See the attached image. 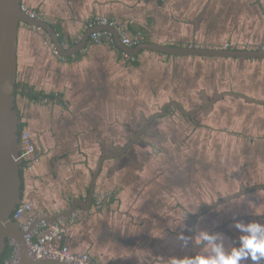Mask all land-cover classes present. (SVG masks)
Here are the masks:
<instances>
[{"label":"crops","instance_id":"crops-1","mask_svg":"<svg viewBox=\"0 0 264 264\" xmlns=\"http://www.w3.org/2000/svg\"><path fill=\"white\" fill-rule=\"evenodd\" d=\"M22 4L54 28L66 49L80 44L91 30L87 24L99 17L115 20L128 34L142 32L145 42L160 45L264 44V0ZM91 34L83 50L64 57L55 53L46 31L20 25L16 104L24 130L32 136L29 155L42 154L39 164L24 170V201L32 203L36 215L47 217L69 210L75 200L86 201L100 158L121 150L167 104L177 102L190 112L222 96L192 117L170 108L126 155L106 160L92 206L76 211L77 220L68 222L62 240L73 252L88 253L100 264H183L191 258V225L198 212L264 185V104L226 95L264 101V60L148 50L131 57L116 43H93ZM28 92L59 94L63 103L43 104L31 100ZM97 195L105 196L100 208ZM234 202V207L213 212L214 224L222 225L228 217L231 231L236 220L264 223L259 207L264 189ZM205 217L197 220L196 238L202 230L209 232ZM222 239L227 245L229 238ZM207 254L205 248L199 253Z\"/></svg>","mask_w":264,"mask_h":264},{"label":"water","instance_id":"water-1","mask_svg":"<svg viewBox=\"0 0 264 264\" xmlns=\"http://www.w3.org/2000/svg\"><path fill=\"white\" fill-rule=\"evenodd\" d=\"M22 5V0H0V262L8 248L9 243L14 241L19 247V260L15 264H69L55 259H33L28 251L26 234L32 230L39 220H36L30 226L29 230L25 232L22 230L21 223L13 219L15 210L24 201V163L21 158L22 120L16 104L17 48L20 25L25 23L46 31L50 39L53 41L55 49L61 56L64 57L73 56L83 50L87 44L90 34L95 31H110L113 33L116 45L127 52V54L131 57H135L142 51L148 50L155 53L173 56L264 60V50H220L213 48H197L195 46H167L150 42H144L138 47L130 48L122 44L117 30L109 26L91 29L80 44H77L71 49H66L64 48V45L60 41L54 28L42 19L32 18L29 16L25 11H23ZM226 95L241 98L253 103L264 104V101L255 100L238 93L229 92L226 93ZM221 97L222 96H219L206 106H202L190 112L186 111L177 102L167 104L160 113L153 115L149 120H147L121 150L106 154L100 158L91 179L90 191L86 201L75 200L69 210L58 212L50 217H47L46 220L53 222L58 219H69L80 208L88 210L92 206L96 191V182L102 171L104 162L106 160L116 159L126 155L140 140L142 135L149 129L151 124L155 120L165 117L170 108H176L183 116L191 117L198 112L210 108ZM258 189H264V185L249 188L218 200L198 212V214L193 217L191 225V257L198 256L200 251L204 248L196 242L197 220L204 214L216 209L224 203ZM210 233H223L230 238L234 246H238L237 238L226 228L220 227Z\"/></svg>","mask_w":264,"mask_h":264},{"label":"built area","instance_id":"built-area-1","mask_svg":"<svg viewBox=\"0 0 264 264\" xmlns=\"http://www.w3.org/2000/svg\"><path fill=\"white\" fill-rule=\"evenodd\" d=\"M23 11H25L32 18L42 19V16L34 11L29 10L22 5ZM102 26H109L115 28L119 34L120 40L124 46L135 48L146 41V37L142 32H136L128 34L124 32L115 20H110L105 17H99L96 20H92L87 24V28H97ZM39 29V28H38ZM91 41L95 44H112L116 43L113 33L110 31H95L91 34ZM200 48L198 46H195ZM220 50H264V44L250 45L249 42L236 45L234 43H226L218 46ZM55 53L58 55L57 50ZM43 104H62L63 100L59 94H54L48 97H42L40 99ZM21 145L22 153L21 158L24 163V170L30 171L35 165L41 162L42 154L35 152L29 155L28 151L32 147V136L26 131L21 132ZM105 196H96V207L100 208L103 205ZM76 214L69 219H58L56 221H47V216L36 215L33 212L32 203L23 201L21 205L17 207L14 212L13 219L19 221L22 226V230L27 232L30 226L39 220L32 230L26 234L27 246L30 256L35 260L55 259L69 264H100L96 259L91 257L88 253H75L67 245L62 244L63 238L68 232V222H76ZM13 248V253L10 259L5 261V264H15L19 260V247L14 242H10Z\"/></svg>","mask_w":264,"mask_h":264},{"label":"clouds","instance_id":"clouds-1","mask_svg":"<svg viewBox=\"0 0 264 264\" xmlns=\"http://www.w3.org/2000/svg\"><path fill=\"white\" fill-rule=\"evenodd\" d=\"M233 227L241 233L238 246L226 247L219 233L201 231L196 242L202 245L207 255L187 258L183 264H261L264 261V223L236 220ZM187 245L189 241L180 237Z\"/></svg>","mask_w":264,"mask_h":264},{"label":"rangeland","instance_id":"rangeland-1","mask_svg":"<svg viewBox=\"0 0 264 264\" xmlns=\"http://www.w3.org/2000/svg\"><path fill=\"white\" fill-rule=\"evenodd\" d=\"M226 181V184H229L230 183V181H227V180H225ZM228 193H231L230 192V190H228V191H226L225 193H224V196H226V195H228ZM233 193V192H232ZM198 197L200 196V193H198V195H197ZM236 200V199H235ZM234 205H235V202H234V200H231V201H229V202H227V203H225V204H223L222 206H219L217 209H216V211L217 210H219L220 212H222V210L224 209V210H226V209H229L230 207H234ZM262 206H259V207H261V210L260 211H263L264 212V204L262 203L261 204ZM263 214V213H262ZM263 216H264V214H263ZM262 216V217H263ZM228 218V217H227ZM226 218V219H227ZM214 219H215V217H214ZM208 226V230H211L212 228H214L215 226H216V223L214 224L213 223V220H212V222L210 223V224H207ZM219 225H221V224H219ZM231 232L235 235V237L237 238V236H236V230H231ZM221 237H222V235H221ZM222 238H225L224 236L222 237ZM237 240H238V238H237ZM227 242H228V244L226 245L225 244V246L226 247H231V246H234L233 245V243L230 241V239H227L226 240ZM201 252H202V250H201Z\"/></svg>","mask_w":264,"mask_h":264},{"label":"trees","instance_id":"trees-1","mask_svg":"<svg viewBox=\"0 0 264 264\" xmlns=\"http://www.w3.org/2000/svg\"><path fill=\"white\" fill-rule=\"evenodd\" d=\"M19 92H18V86L16 85V94H18ZM27 96H29V98L31 99V100H34V101H38V100H40L42 97H48V96H40V95H36V94H33V93H31V92H28L27 94H26ZM24 129V125L22 124V130ZM24 174V173H23ZM12 253H13V248L11 247V245H10V243H9V245H8V248H7V250H6V252H5V254H4V256L2 257V259H1V264H5V261L6 260H8V259H10V257H11V255H12Z\"/></svg>","mask_w":264,"mask_h":264},{"label":"flooded vegetation","instance_id":"flooded-vegetation-1","mask_svg":"<svg viewBox=\"0 0 264 264\" xmlns=\"http://www.w3.org/2000/svg\"><path fill=\"white\" fill-rule=\"evenodd\" d=\"M193 116V115H192ZM191 116V117H192ZM223 199V198H222ZM217 202V201H216ZM215 203V202H214ZM225 204V203H224ZM222 206V205H221ZM218 208V207H217ZM216 208V209H217ZM216 209H214V210H212V211H210V212H208V213H206V214H204L203 216H207V217H205L206 218V223L207 224H210L211 222H212V220L214 219V214H213V212L216 210ZM209 220H210V222H209ZM226 221H224V223L222 224V225H216L214 228H212L211 230H209V233L210 232H212L213 230H215V229H217V228H220V227H222V228H226V229H228V230H230V226H231V220H229V219H225ZM208 226V225H207ZM219 234H221L222 235V237L224 236V237H227V238H229L227 235H225V234H223V233H219ZM230 239V238H229ZM231 241V240H230ZM204 249V248H203Z\"/></svg>","mask_w":264,"mask_h":264}]
</instances>
